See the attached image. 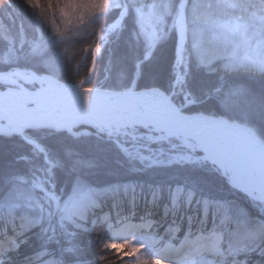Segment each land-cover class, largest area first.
Here are the masks:
<instances>
[{
  "label": "snow or ice",
  "instance_id": "snow-or-ice-1",
  "mask_svg": "<svg viewBox=\"0 0 264 264\" xmlns=\"http://www.w3.org/2000/svg\"><path fill=\"white\" fill-rule=\"evenodd\" d=\"M5 144L0 264H264V0H0Z\"/></svg>",
  "mask_w": 264,
  "mask_h": 264
},
{
  "label": "trees",
  "instance_id": "trees-1",
  "mask_svg": "<svg viewBox=\"0 0 264 264\" xmlns=\"http://www.w3.org/2000/svg\"><path fill=\"white\" fill-rule=\"evenodd\" d=\"M18 2L22 3V0H18ZM83 69H82V73H83ZM3 152H8L9 157H11V155H14V152L12 151V146L10 144H5L0 146V153ZM172 175V172L169 170H162V169H154V170H150L148 172H144V173H129L127 168H118L115 169L114 174L110 175V176H101L100 179L101 180H107L110 182H134V183H156L157 181H164L167 180L169 178V176ZM92 250L94 252V249L96 247V242H95V238H92ZM106 241H104L103 243H106ZM103 245L101 244L100 247H102ZM111 259L112 256H110ZM258 259V258H257ZM115 260V259H114ZM128 264H132L131 261L128 262Z\"/></svg>",
  "mask_w": 264,
  "mask_h": 264
},
{
  "label": "rangeland",
  "instance_id": "rangeland-1",
  "mask_svg": "<svg viewBox=\"0 0 264 264\" xmlns=\"http://www.w3.org/2000/svg\"><path fill=\"white\" fill-rule=\"evenodd\" d=\"M107 242H109V241H107ZM107 242H106V243H107ZM120 251H121V252H123V251H124V249H123V248H121V250H120ZM112 258H113V259H116V257H115L114 255L112 256Z\"/></svg>",
  "mask_w": 264,
  "mask_h": 264
}]
</instances>
